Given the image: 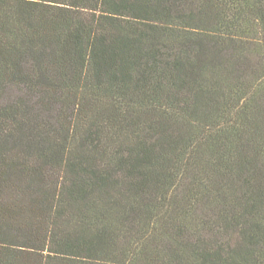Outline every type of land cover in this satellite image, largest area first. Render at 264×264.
<instances>
[{
	"label": "trees",
	"instance_id": "16d2710c",
	"mask_svg": "<svg viewBox=\"0 0 264 264\" xmlns=\"http://www.w3.org/2000/svg\"><path fill=\"white\" fill-rule=\"evenodd\" d=\"M0 264H264V0H0Z\"/></svg>",
	"mask_w": 264,
	"mask_h": 264
}]
</instances>
